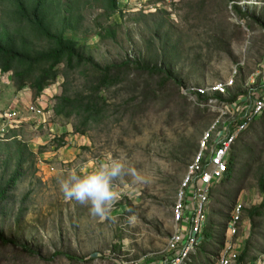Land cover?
I'll list each match as a JSON object with an SVG mask.
<instances>
[{"label":"rangeland","instance_id":"obj_1","mask_svg":"<svg viewBox=\"0 0 264 264\" xmlns=\"http://www.w3.org/2000/svg\"><path fill=\"white\" fill-rule=\"evenodd\" d=\"M119 8L109 20L88 12L86 34L73 37L102 68L129 64L121 81L95 99L97 117L54 113L60 99L77 106L92 98L79 71L66 72L36 98L30 88L17 91L12 75L0 70V130L4 113H18L0 134V193L8 189L0 199V231L16 244L0 243V264H163L174 204L204 137L212 132L214 146L264 92V0H119ZM231 81L214 110L183 95ZM196 98L210 105L211 98ZM8 134L27 147L20 166L17 147L7 148L14 142ZM232 157L231 180L213 188L209 235L195 264L216 263L222 227L238 201L250 229L240 262L264 264L263 115L236 141ZM110 158L124 163L125 174L113 181L119 198L101 222L87 206L65 200L60 182L73 171L94 172ZM16 172L21 177L8 187Z\"/></svg>","mask_w":264,"mask_h":264},{"label":"trees","instance_id":"obj_2","mask_svg":"<svg viewBox=\"0 0 264 264\" xmlns=\"http://www.w3.org/2000/svg\"><path fill=\"white\" fill-rule=\"evenodd\" d=\"M92 10L101 12L98 21L109 20L119 14V0H0V70L2 73L12 75V82L17 91L30 88L34 91L35 97L40 98L61 76L66 77V72L76 71H79L85 82L92 87V98L85 105L76 103L77 106H73L74 101L60 99L54 110L57 117L70 118L73 115L80 116L82 113L97 117L99 103L95 99L102 92L116 86L121 81V70L124 66H129L111 65L102 68L85 55L79 42L73 38L86 34L83 31L85 15ZM240 15L246 16L241 12ZM102 29L106 30L104 27ZM103 34H100L101 38L105 37ZM105 35L112 34L105 31ZM170 73L171 71L167 73L168 78L172 75ZM204 111L199 109L198 112ZM239 123H242V119ZM13 135L6 136L8 140L14 139L11 145L7 144V148L17 147L15 154L20 166L24 157L23 149L27 147H23ZM235 164L236 160L232 157L226 181L231 180ZM20 177L16 172L8 187L16 186ZM7 191L8 189L0 193L1 200ZM226 230L227 224L222 227L223 233ZM208 235L209 230L206 240ZM0 243L6 247L16 246L1 231ZM23 249L35 255L26 246H23Z\"/></svg>","mask_w":264,"mask_h":264},{"label":"built area","instance_id":"obj_3","mask_svg":"<svg viewBox=\"0 0 264 264\" xmlns=\"http://www.w3.org/2000/svg\"><path fill=\"white\" fill-rule=\"evenodd\" d=\"M7 78L3 83L9 84ZM234 82L218 84L208 88L187 89L184 97L194 101L197 107L216 108V98L227 95ZM196 97H209L210 105L196 101ZM196 98V99H195ZM237 105V104H236ZM33 114L41 117V110L30 108ZM264 116V92L252 104L250 110L241 118L242 123L236 124L234 130L222 132L221 136L212 145V132L203 139L200 154L190 167L189 173L177 195L174 204V232L167 244L170 254L164 264H192L198 257L203 243L206 241V229L211 223V197L213 188L228 178L233 147L241 135L256 121V117ZM3 125L1 133H6L8 125L18 120L15 111L6 112L1 116ZM208 154V156H207ZM250 229L246 226L245 205L238 201L233 206L227 222L224 246L215 264H239L240 256L246 236Z\"/></svg>","mask_w":264,"mask_h":264},{"label":"clouds","instance_id":"obj_4","mask_svg":"<svg viewBox=\"0 0 264 264\" xmlns=\"http://www.w3.org/2000/svg\"><path fill=\"white\" fill-rule=\"evenodd\" d=\"M135 180H140L135 170L129 169ZM125 174V165L120 159H109L94 172H71L60 182V191L65 200L76 201L88 207L93 217L101 222L110 218L109 213L119 195L114 190L113 181ZM135 216L129 217V223H134Z\"/></svg>","mask_w":264,"mask_h":264},{"label":"crops","instance_id":"obj_5","mask_svg":"<svg viewBox=\"0 0 264 264\" xmlns=\"http://www.w3.org/2000/svg\"><path fill=\"white\" fill-rule=\"evenodd\" d=\"M248 229H249V228H248ZM249 237H250V235H249V236H246V240L249 239ZM246 240H245V241H246ZM245 241H244V245H243V249H242V254H241L240 258H242L243 254H244L245 251H246V248H245V247H246V245H245ZM200 251H201V254H202L203 251H202V250H200ZM169 255H170V254L168 253L167 257H168ZM167 257H166V259H167ZM166 259H165V260H166ZM196 261H197V259H196L193 263L195 264ZM164 263H165V262H164ZM164 263H163V264H164ZM239 264H240V263H239Z\"/></svg>","mask_w":264,"mask_h":264}]
</instances>
